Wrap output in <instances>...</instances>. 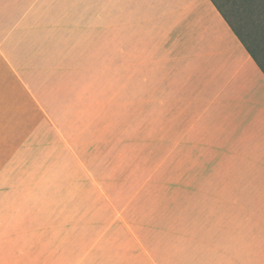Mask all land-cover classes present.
Returning <instances> with one entry per match:
<instances>
[{
	"label": "rangeland",
	"instance_id": "obj_1",
	"mask_svg": "<svg viewBox=\"0 0 264 264\" xmlns=\"http://www.w3.org/2000/svg\"><path fill=\"white\" fill-rule=\"evenodd\" d=\"M214 2L264 69L263 0ZM69 16L49 83L0 111V264H253L264 190L200 122L162 22L141 0Z\"/></svg>",
	"mask_w": 264,
	"mask_h": 264
},
{
	"label": "crops",
	"instance_id": "obj_2",
	"mask_svg": "<svg viewBox=\"0 0 264 264\" xmlns=\"http://www.w3.org/2000/svg\"><path fill=\"white\" fill-rule=\"evenodd\" d=\"M141 1L170 37L177 67L192 84L196 107L205 111L200 122L216 118L219 134L232 135L237 165L264 190L263 69L211 0ZM97 5L98 0H0V111L3 102L32 100L28 85L49 83L44 72L65 52L59 21L67 14L74 21H96ZM18 108L13 109L23 110ZM240 244L249 245L239 251L249 253L253 264H264L263 239Z\"/></svg>",
	"mask_w": 264,
	"mask_h": 264
},
{
	"label": "trees",
	"instance_id": "obj_3",
	"mask_svg": "<svg viewBox=\"0 0 264 264\" xmlns=\"http://www.w3.org/2000/svg\"><path fill=\"white\" fill-rule=\"evenodd\" d=\"M214 4H215V6L217 7V9L221 12V14L224 16V14L222 13V11L220 10V8L216 5V3L214 2V0H211ZM263 3H264V0H263ZM263 6H264V4H263ZM225 17V16H224ZM225 19H226V17H225ZM228 21V20H227ZM229 22V21H228ZM229 24L231 25V23L229 22ZM231 27H233L232 25H231ZM233 29H234V27H233ZM235 30V29H234ZM236 31V30H235ZM237 35L240 37V35H239V33H237ZM241 38V37H240ZM241 40L243 41V39L241 38ZM243 43L245 44V42L243 41ZM245 46L247 47V49L249 50V52H250V54L253 56V58L257 61V59L254 57V55H253V53H252V51L248 48V46L245 44ZM258 62V61H257ZM259 63V62H258ZM260 65V64H259ZM261 66V65H260ZM262 68V67H261ZM263 69V68H262ZM263 71H264V69H263Z\"/></svg>",
	"mask_w": 264,
	"mask_h": 264
}]
</instances>
